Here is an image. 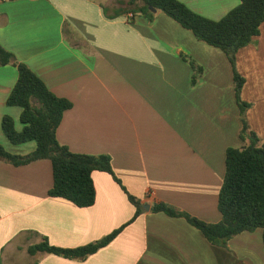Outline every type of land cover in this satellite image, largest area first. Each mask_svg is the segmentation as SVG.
<instances>
[{
	"label": "crops",
	"instance_id": "obj_1",
	"mask_svg": "<svg viewBox=\"0 0 264 264\" xmlns=\"http://www.w3.org/2000/svg\"><path fill=\"white\" fill-rule=\"evenodd\" d=\"M129 1L0 5V45L73 104L58 128L59 142L76 154L109 156L120 181L95 171V204L79 208L49 195V160L21 167L0 161V264H264L261 229L221 248L186 220L152 212L165 203L203 222H221L226 152L245 145L243 123L227 55L163 12L153 20L120 14ZM179 1L214 21L241 3ZM236 70L245 79L241 100L250 105V130L264 140V24L237 52ZM18 78L16 65H0V143L27 155L36 145H12L2 130L6 115L22 129V109L7 105ZM129 195L144 205L137 218ZM120 229L86 260L28 253L44 238L51 246L77 249Z\"/></svg>",
	"mask_w": 264,
	"mask_h": 264
},
{
	"label": "trees",
	"instance_id": "obj_2",
	"mask_svg": "<svg viewBox=\"0 0 264 264\" xmlns=\"http://www.w3.org/2000/svg\"><path fill=\"white\" fill-rule=\"evenodd\" d=\"M240 5L224 18L214 21L192 11L179 0H130L127 9L153 20L155 12H163L182 27L189 30L201 42L222 50L234 69L237 101L243 123L242 148H229L226 152V173L219 194L218 209L221 222L209 224L182 212L168 204L159 203L152 212L163 213L172 218H182L197 229L213 246L227 248L233 238L244 232L263 231L264 244V140L250 130L246 111L250 105L241 100L245 79L236 70L237 52L251 44L260 34L264 24V0H240ZM16 65L18 81L7 99L9 107L22 109V129L18 130L12 117L2 120V130L12 145L34 141L36 149L27 155L9 152L0 144V161L15 167L49 160L53 169V187L49 195L72 202L79 208L95 204L96 189L92 175L95 171L106 172L116 177L111 159L106 155H87L71 152L57 137L64 113L73 104L53 94L40 77L26 64L19 63L15 56L0 45V65ZM129 199L136 207L137 218L144 212V205L135 197ZM122 229L90 245L77 249H60L51 246L46 238L28 249L30 255L49 253L71 260H86L110 244Z\"/></svg>",
	"mask_w": 264,
	"mask_h": 264
},
{
	"label": "built area",
	"instance_id": "obj_3",
	"mask_svg": "<svg viewBox=\"0 0 264 264\" xmlns=\"http://www.w3.org/2000/svg\"><path fill=\"white\" fill-rule=\"evenodd\" d=\"M12 1H17V0H0V5L7 3V2H12ZM128 17H129V19H133L134 15H129Z\"/></svg>",
	"mask_w": 264,
	"mask_h": 264
},
{
	"label": "rangeland",
	"instance_id": "obj_4",
	"mask_svg": "<svg viewBox=\"0 0 264 264\" xmlns=\"http://www.w3.org/2000/svg\"><path fill=\"white\" fill-rule=\"evenodd\" d=\"M100 1H102V0H100ZM118 1H120V0H116V2H118ZM123 1H124V2H127V1H129V0H123ZM4 139L7 141V139H6L5 136H4ZM31 143H33L34 145H36L34 141L30 142L29 144H31ZM0 144L2 145V143H0Z\"/></svg>",
	"mask_w": 264,
	"mask_h": 264
},
{
	"label": "water",
	"instance_id": "obj_5",
	"mask_svg": "<svg viewBox=\"0 0 264 264\" xmlns=\"http://www.w3.org/2000/svg\"><path fill=\"white\" fill-rule=\"evenodd\" d=\"M145 209H146V210H149V207H148V206H146V207H145Z\"/></svg>",
	"mask_w": 264,
	"mask_h": 264
}]
</instances>
